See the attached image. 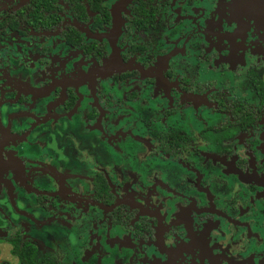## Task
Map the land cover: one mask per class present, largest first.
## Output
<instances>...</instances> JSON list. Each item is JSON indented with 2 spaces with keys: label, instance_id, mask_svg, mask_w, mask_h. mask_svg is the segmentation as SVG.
I'll list each match as a JSON object with an SVG mask.
<instances>
[{
  "label": "flooded vegetation",
  "instance_id": "flooded-vegetation-1",
  "mask_svg": "<svg viewBox=\"0 0 264 264\" xmlns=\"http://www.w3.org/2000/svg\"><path fill=\"white\" fill-rule=\"evenodd\" d=\"M248 5L0 0L9 258L264 264V0Z\"/></svg>",
  "mask_w": 264,
  "mask_h": 264
},
{
  "label": "trees",
  "instance_id": "trees-1",
  "mask_svg": "<svg viewBox=\"0 0 264 264\" xmlns=\"http://www.w3.org/2000/svg\"><path fill=\"white\" fill-rule=\"evenodd\" d=\"M13 252L17 257L19 264H58L54 257L45 254L39 257L38 263H35L34 252L33 250H30V248L24 253L17 252L16 250Z\"/></svg>",
  "mask_w": 264,
  "mask_h": 264
},
{
  "label": "rangeland",
  "instance_id": "rangeland-1",
  "mask_svg": "<svg viewBox=\"0 0 264 264\" xmlns=\"http://www.w3.org/2000/svg\"><path fill=\"white\" fill-rule=\"evenodd\" d=\"M5 249H0V264L1 262H5V264H16L14 259L9 258L8 255L4 251Z\"/></svg>",
  "mask_w": 264,
  "mask_h": 264
},
{
  "label": "water",
  "instance_id": "water-1",
  "mask_svg": "<svg viewBox=\"0 0 264 264\" xmlns=\"http://www.w3.org/2000/svg\"><path fill=\"white\" fill-rule=\"evenodd\" d=\"M258 1L259 0H257V2H256V5L254 4V0H250V6L249 7H251V9H253L254 10V12H255V10L258 8Z\"/></svg>",
  "mask_w": 264,
  "mask_h": 264
}]
</instances>
